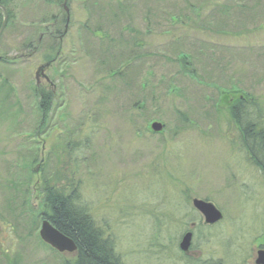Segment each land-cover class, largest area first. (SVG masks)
I'll return each instance as SVG.
<instances>
[{"label":"rangeland","instance_id":"obj_1","mask_svg":"<svg viewBox=\"0 0 264 264\" xmlns=\"http://www.w3.org/2000/svg\"><path fill=\"white\" fill-rule=\"evenodd\" d=\"M63 2L66 35L39 40L55 20L62 32ZM1 3L0 264L72 261L39 238L46 186L76 190L118 264H253L264 173L242 126L248 115L264 146V0ZM27 43L35 51L16 59ZM59 47L70 57L46 105L34 73ZM193 198L222 220L204 225Z\"/></svg>","mask_w":264,"mask_h":264},{"label":"trees","instance_id":"obj_2","mask_svg":"<svg viewBox=\"0 0 264 264\" xmlns=\"http://www.w3.org/2000/svg\"><path fill=\"white\" fill-rule=\"evenodd\" d=\"M240 103L245 104L244 101ZM247 116L245 115V124L242 126L243 141L255 163L264 161V146L261 141L259 144L253 139L256 133L252 130L251 121ZM256 151L259 152V156L255 154ZM43 190L41 217L48 219L57 230L72 239L76 245V255L72 261L67 262L68 264H118L112 253L110 241L103 236L88 211L78 202L76 190L64 193L56 186H46Z\"/></svg>","mask_w":264,"mask_h":264},{"label":"water","instance_id":"obj_3","mask_svg":"<svg viewBox=\"0 0 264 264\" xmlns=\"http://www.w3.org/2000/svg\"><path fill=\"white\" fill-rule=\"evenodd\" d=\"M1 1V0H0ZM0 10L3 12L2 23L0 25V35L5 27L7 22V10L0 3ZM42 67H39L35 73V76H38L39 71ZM163 128V125L159 121H153L150 124V130L153 132H160ZM192 205L195 209L202 213L204 216V222L208 224H213L219 221L222 218L221 212L211 203L202 199L193 198ZM39 237L40 239L48 244L53 249L62 253L64 251L73 252L76 249V245L72 239L62 234L59 230L54 227L48 219L44 218L41 222L39 228ZM191 243V232H186L180 242L179 248L188 252L189 246ZM256 264H264V250L257 251V257L255 259Z\"/></svg>","mask_w":264,"mask_h":264},{"label":"flooded vegetation","instance_id":"obj_4","mask_svg":"<svg viewBox=\"0 0 264 264\" xmlns=\"http://www.w3.org/2000/svg\"><path fill=\"white\" fill-rule=\"evenodd\" d=\"M64 2H63V9L65 10V13H64V18H63L64 20L62 23V26H63L62 32H60L59 29H55L57 24H58L57 20H55V22L50 24V26H49L50 30L48 32H44V33L40 34L39 40H41L44 35H47V38H51L53 41L54 40L61 41L63 36L66 35L67 29H68V22H67V20H68L67 19V17H68L67 11H68V9L66 7V3H64ZM66 9H67V11H66ZM53 41H52V43L49 44L48 50H51L52 47H55V44H53ZM59 45H61V44H59ZM25 50H28V51H25ZM30 51L31 52L35 51L34 47L32 48V44L27 43V44L23 45V47L19 50L20 53L18 54V56H16V59L22 58V57H28L29 55L26 52H30ZM69 53H70V51H69ZM125 54H126V51L123 52V55H125ZM69 57H70V54L64 55V53H62V48L59 47V48H57V50L55 51L53 56H48V58L46 60H44L43 62H41L37 66V69L39 67H42V69H41V71H39L38 76L34 75V89L36 91H39L40 89L42 90L39 93L40 94L39 98L41 99L42 103L48 105L50 102V98L52 96L51 94H54V91L57 89V84H56V82H53L51 80L50 73L56 72V68L58 67V65H60V63H58V62H60V61L62 62L65 59H68ZM0 59L8 62V58H6V57L4 58V57L0 56ZM16 59H12L11 61L15 62ZM122 67H123V65H122ZM117 73H120V71H117ZM51 87H52V91H50ZM42 107H43V105H42ZM43 110H45V108H43ZM255 154L258 155L259 152L256 151ZM261 162L257 161L255 163V166H257V168L262 173H264V161L262 163ZM260 248H264V247H260ZM255 258H256V252H255L254 260H255ZM253 264H256V263H254V261H253Z\"/></svg>","mask_w":264,"mask_h":264},{"label":"bare ground","instance_id":"obj_5","mask_svg":"<svg viewBox=\"0 0 264 264\" xmlns=\"http://www.w3.org/2000/svg\"><path fill=\"white\" fill-rule=\"evenodd\" d=\"M151 123H152V122H151ZM151 123H150V124H151ZM149 128H150V125H149ZM205 201H208V200H205ZM208 202H210V201H208ZM211 203H212V202H211ZM212 204H213V203H212ZM213 205H214V204H213ZM214 206H215V205H214ZM200 214L202 215V213H200ZM202 217H203V221H204V216L202 215ZM203 224H204V225H207V223H205V222H204ZM207 226H208V225H207ZM185 233H186V232H184L183 234H185ZM191 233H192V232H191Z\"/></svg>","mask_w":264,"mask_h":264}]
</instances>
